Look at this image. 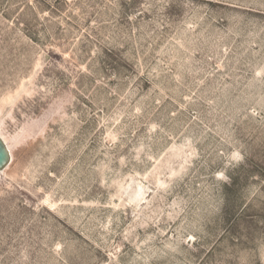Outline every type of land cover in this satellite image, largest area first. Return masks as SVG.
I'll return each mask as SVG.
<instances>
[{
    "label": "rangeland",
    "instance_id": "374dc122",
    "mask_svg": "<svg viewBox=\"0 0 264 264\" xmlns=\"http://www.w3.org/2000/svg\"><path fill=\"white\" fill-rule=\"evenodd\" d=\"M0 264H264V0H0Z\"/></svg>",
    "mask_w": 264,
    "mask_h": 264
},
{
    "label": "water",
    "instance_id": "95a60500",
    "mask_svg": "<svg viewBox=\"0 0 264 264\" xmlns=\"http://www.w3.org/2000/svg\"><path fill=\"white\" fill-rule=\"evenodd\" d=\"M11 153L10 150L0 135V172L3 171L11 162Z\"/></svg>",
    "mask_w": 264,
    "mask_h": 264
},
{
    "label": "bare ground",
    "instance_id": "6f19581e",
    "mask_svg": "<svg viewBox=\"0 0 264 264\" xmlns=\"http://www.w3.org/2000/svg\"><path fill=\"white\" fill-rule=\"evenodd\" d=\"M0 135L2 136V138L4 139V141L6 142L8 148H9V150H10L11 156H12V151H11V149H10V143H9L7 137L2 133V130H1V129H0ZM11 158H12V157H11Z\"/></svg>",
    "mask_w": 264,
    "mask_h": 264
}]
</instances>
